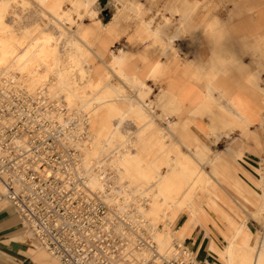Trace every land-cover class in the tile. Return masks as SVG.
Here are the masks:
<instances>
[{"label":"bare ground","instance_id":"obj_1","mask_svg":"<svg viewBox=\"0 0 264 264\" xmlns=\"http://www.w3.org/2000/svg\"><path fill=\"white\" fill-rule=\"evenodd\" d=\"M98 1L0 0V87L55 98L68 112L61 125H85L89 140L74 146L90 187L108 189L160 253L200 234L221 264H264V35H246L264 28V0ZM126 120L134 137L121 133ZM223 139L227 150L213 151ZM246 153L262 157L257 179L240 163ZM235 195L252 206L240 222L227 205Z\"/></svg>","mask_w":264,"mask_h":264},{"label":"built area","instance_id":"obj_2","mask_svg":"<svg viewBox=\"0 0 264 264\" xmlns=\"http://www.w3.org/2000/svg\"><path fill=\"white\" fill-rule=\"evenodd\" d=\"M28 113L0 111V201L18 214L33 248L58 264H200L184 242L160 253L108 189H92L80 151L71 170L57 168L60 159L42 149L61 146L77 128L32 125Z\"/></svg>","mask_w":264,"mask_h":264},{"label":"rangeland","instance_id":"obj_3","mask_svg":"<svg viewBox=\"0 0 264 264\" xmlns=\"http://www.w3.org/2000/svg\"><path fill=\"white\" fill-rule=\"evenodd\" d=\"M108 0H99L98 4L100 6H105L107 5ZM161 4H164V0H161V2L159 3L158 6H161ZM102 14L103 16H105V23H109L111 20V16L109 15V11L108 10H102ZM256 35H264V30H253V31H249L248 32V36L249 37H255ZM124 40V39H123ZM197 51V49H195V47H190L189 49V54L187 57L194 58L195 52ZM246 60H248V62L250 63L251 58L248 56L246 58ZM262 77H264L262 75ZM6 80H2V87H0V111H29L28 116L29 119L27 121V123H31L32 125L34 124H46L49 127L52 126H57V127H61V123H60V119L61 118H65L67 116V111L64 110L63 107H61V102H59L57 99L55 98H49V97H31L29 94H27L25 91H17L15 88H12L10 86V83H7L9 86H7V84H5L3 86V83H5ZM154 89L153 92L151 93L150 98L152 99H158L159 98V93L161 88L165 87L164 83H157L156 85L154 84ZM257 99L259 100V104L261 103V101L264 102V95L263 94H259L257 95ZM41 111V113H40ZM161 112V108H156L155 109V113L159 114ZM46 115V116H45ZM65 120V119H64ZM82 122V121H81ZM117 122L114 121V124H116ZM160 126L161 123H159ZM83 128L82 132H80L79 134H70L69 131L70 129L67 128ZM65 130L67 131L68 134H70V136L68 137V139H65V136L63 134V139L64 141L62 142L61 146L60 144H58L57 146L54 147H48L47 149H42L44 154H46L47 156H54L56 158L60 159V162H58L56 164V167L59 169H62L64 171H69L72 168L73 165V159L76 155H78L79 153L77 151L76 146H74V144H76L77 142H81V141H88L89 140V136H88V130H85V125H80L78 123L76 124H68L65 127ZM164 128V127H163ZM138 127L131 121V120H126L122 127H121V133L125 136V137H134L133 135L135 134V132H137ZM64 130V131H65ZM52 134H54V132H52ZM73 141V142H71ZM263 141H264V135H263ZM227 141H223L221 143H219L216 146H212L213 151H218L221 152L223 150H227ZM181 150H183L182 147H180ZM82 152V151H81ZM63 156V157H62ZM249 158V157H248ZM254 158V157H253ZM105 159L108 160L107 157H105ZM247 159V158H246ZM244 158V161H247ZM250 160V159H249ZM244 161L240 162L242 166H245ZM255 167L260 168L261 164H262V157H255ZM165 169H163L161 171V173H164ZM256 171V170H255ZM257 173V171H256ZM110 175V177L112 178V176L114 174H112L110 171L108 173ZM258 174V173H257ZM259 175V174H258ZM239 176L247 183L249 184L253 189H256V187L254 185H252L251 181L248 179V177L245 176V174L243 173H239ZM3 194V188L0 185V195ZM243 203L241 201V199L239 197H237L235 195V202L233 200H229V202L227 203V205H229V207L232 210H229V213L233 216L234 212H235V221L236 222H240L241 220L245 219L247 217V210H252V206H247V207H243L241 206ZM183 220H186V215H181L178 220L175 222V225L173 227V229H179L180 225H182ZM248 225L249 227L252 229L254 234H258V226L256 227V225H254V223L252 221H248ZM161 229L164 228L163 224H160ZM27 240V237H26ZM185 243V242H184ZM44 254H46L47 256H49L45 251L41 250V249H36ZM50 257V256H49ZM200 263V262H199ZM201 264V263H200Z\"/></svg>","mask_w":264,"mask_h":264},{"label":"crops","instance_id":"obj_4","mask_svg":"<svg viewBox=\"0 0 264 264\" xmlns=\"http://www.w3.org/2000/svg\"><path fill=\"white\" fill-rule=\"evenodd\" d=\"M224 17L226 18V16ZM261 30H264V28ZM249 31L253 30H248L246 33L247 36ZM198 52L201 60L207 61L210 55L208 49L203 48L201 50H198ZM247 57L248 56L245 57L246 63H248V60H246ZM196 60L197 57L196 55H194V58L186 57L184 59V62H188V64L192 65L196 62ZM175 78L177 80L176 82L179 83V77ZM185 82L188 83L196 91L195 97L198 98V100L204 98L203 91L201 90V85H198L194 80L190 81L187 78H185ZM173 84H175V82ZM241 98L245 101L248 99L247 97ZM223 141L228 142V140L226 139H223L221 142ZM181 147L183 148L182 151L186 153V148L184 146ZM255 157L260 156L246 153L243 157L242 162L244 161V158L248 159H246L247 161H244L246 167L243 166V168L247 172H249L255 179H257L259 178V176L255 171V169H257V167L254 166L256 163ZM252 185L254 184L252 183ZM186 221L187 218L186 220H183L180 227H182L186 223ZM213 230L214 233L219 236V232L217 231V229L213 228ZM184 242L186 247L194 253L201 264H221L218 261L216 255L207 250L208 240L203 236H200V234H192L191 237H186ZM0 264H58L56 260L38 250H35V248H33L31 244H29L28 239L26 240V235L21 227L20 217L13 208L5 205L4 203H0Z\"/></svg>","mask_w":264,"mask_h":264}]
</instances>
